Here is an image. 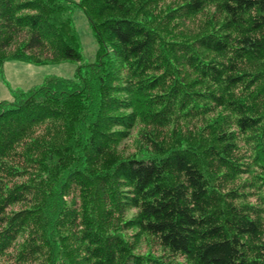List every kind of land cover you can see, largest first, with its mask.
<instances>
[{"label":"trees","instance_id":"16d2710c","mask_svg":"<svg viewBox=\"0 0 264 264\" xmlns=\"http://www.w3.org/2000/svg\"><path fill=\"white\" fill-rule=\"evenodd\" d=\"M9 59L80 63L0 101V264H264V0H0Z\"/></svg>","mask_w":264,"mask_h":264},{"label":"rangeland","instance_id":"374dc122","mask_svg":"<svg viewBox=\"0 0 264 264\" xmlns=\"http://www.w3.org/2000/svg\"><path fill=\"white\" fill-rule=\"evenodd\" d=\"M69 15L79 36V50L82 55L81 63L94 62L97 43L87 17L79 6H74ZM79 63L74 60L64 59L37 65L20 60H6L0 69V101L11 100L14 91L27 90L51 76L73 78ZM134 135L135 132L133 131L132 135L121 144L120 151L126 153L134 149ZM132 212V210L129 211L127 217ZM142 249L144 250V246Z\"/></svg>","mask_w":264,"mask_h":264}]
</instances>
